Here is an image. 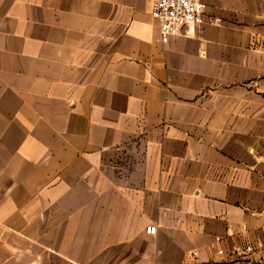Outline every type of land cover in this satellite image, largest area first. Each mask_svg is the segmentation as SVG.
Masks as SVG:
<instances>
[{"label": "crops", "instance_id": "1", "mask_svg": "<svg viewBox=\"0 0 264 264\" xmlns=\"http://www.w3.org/2000/svg\"><path fill=\"white\" fill-rule=\"evenodd\" d=\"M202 1L0 0V264H264V0Z\"/></svg>", "mask_w": 264, "mask_h": 264}, {"label": "built area", "instance_id": "2", "mask_svg": "<svg viewBox=\"0 0 264 264\" xmlns=\"http://www.w3.org/2000/svg\"><path fill=\"white\" fill-rule=\"evenodd\" d=\"M204 7L202 0H151V15L158 22L160 42L167 44L172 37L180 34L183 26L202 24ZM209 20L213 21L212 18ZM145 231L154 234L156 226L148 225ZM219 240V237L215 238V241ZM251 250V246L245 247V251Z\"/></svg>", "mask_w": 264, "mask_h": 264}]
</instances>
